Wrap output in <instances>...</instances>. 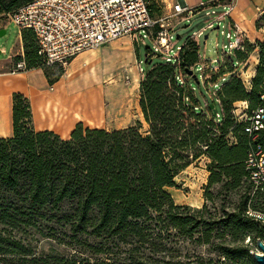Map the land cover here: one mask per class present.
<instances>
[{"label": "trees", "instance_id": "trees-1", "mask_svg": "<svg viewBox=\"0 0 264 264\" xmlns=\"http://www.w3.org/2000/svg\"><path fill=\"white\" fill-rule=\"evenodd\" d=\"M34 1L0 0V19ZM146 2L152 18L161 16L157 0ZM19 34L22 58L12 63L23 60L25 71L41 70L52 86L62 69L43 65L32 32ZM255 44L258 64L249 89L228 71L230 78L215 91L219 123L216 112L201 110L190 93L188 79L196 80L194 70L202 63L193 38L173 62L156 64L142 76L144 131L140 122L119 130L78 123L61 139L35 131L29 99L13 93L12 135L0 138V264H255L251 252L264 237V225L246 212L264 210V195L252 193L245 169L252 143L244 133L247 123L233 110L236 102L247 103L245 115L264 108V44ZM234 53L232 65L247 59L245 51ZM219 68L212 70L216 76L226 72ZM258 142L264 143V133ZM201 157L208 160L203 205H176L166 189ZM236 192L238 201L226 206L224 199ZM35 237L66 239L76 254H38ZM187 243L207 247L218 259L182 256L176 248Z\"/></svg>", "mask_w": 264, "mask_h": 264}, {"label": "rangeland", "instance_id": "rangeland-1", "mask_svg": "<svg viewBox=\"0 0 264 264\" xmlns=\"http://www.w3.org/2000/svg\"><path fill=\"white\" fill-rule=\"evenodd\" d=\"M157 2L161 6L159 0ZM221 13H223L222 9L214 11L215 15ZM214 16H206L204 13H200L195 18L176 25L170 37L172 48L169 56L172 57L174 53H178L184 42L188 38H191L200 28L206 27L207 23L212 21ZM0 20L6 23L5 34L0 38V48L2 47L5 50L4 54L0 53V61H2L11 50H15L18 44L19 30L7 19ZM216 26L217 24H214L212 28L206 29L200 36H196L201 60L212 61L214 59H221V52L227 50L228 41L232 39L226 37L227 29H225L224 22H221L217 29ZM141 38L142 40L139 39L136 42L126 37L106 45L105 47H108L109 51L105 55V61L102 63L100 70L84 71L74 76L69 72L70 63L64 68L60 67L63 71L62 76L52 86L48 85L46 87L47 94H49L48 100L56 101V97L53 95L56 94L55 89L59 87L61 90L60 94H62L61 99L66 101L68 108L63 113L66 114L68 119L78 117L79 121L76 124L81 123L84 127L91 129L119 130L133 126L136 122H140L142 124V130H146L147 127L142 120L138 107L139 83L147 70L156 64L165 62L166 57L162 54L153 53L154 45L150 37L143 33L141 34ZM244 44L246 46L249 45L245 41ZM250 45L253 51L257 49V53L253 54V51L247 53L246 47V60H239L232 65L229 58H234L235 51L229 57L227 56L223 59L222 65L226 69L223 75L216 76L211 69H205L202 71V74L199 70L200 65L195 68L194 75L196 76V80L189 78L188 82L192 89L190 93L194 94L201 110L208 111L210 109L213 112H220L219 104L215 100V91L230 78L228 71H231L232 76L244 80L248 79L250 84L255 74L253 70L256 69L258 64L259 54L257 45ZM146 47L149 48L151 54L147 52ZM88 51L93 52L96 50ZM147 57L151 58L150 63H147ZM113 58L115 67L112 68ZM13 68L14 64L11 62L7 71L13 74ZM56 68L49 69V71H56ZM126 69L131 70L136 76L138 81L137 85L130 83L131 80L127 79V77L132 78L133 74L131 72L128 73ZM23 72L25 71L15 74ZM54 103L49 102L47 104V112L48 110L52 112L53 118H55L57 110H60L57 104L55 106ZM246 106V102H236L233 104L234 114L238 115V120L244 118ZM229 140L232 139L230 138ZM207 164L208 160L206 158H199L177 175L174 179V188L166 189L176 205H187L193 209L201 208L204 203L203 187L206 184L208 176L206 171ZM240 192H236L228 198H225L226 206H229V203L231 205L236 203L239 199L238 194ZM253 203H248V206L250 205L252 207ZM33 239L32 245L36 247L38 254L59 253L66 256L76 254V248L67 245L68 240L66 239L63 240V243H59L51 238L43 239L35 237ZM176 249L183 250L182 256L185 253L191 255L192 260H195L197 257L212 259L213 261L218 259L217 254L210 252L207 247L198 246L196 243H187L181 249ZM80 255L81 257L90 258L88 254ZM174 261H178V258ZM181 261L183 260L181 259Z\"/></svg>", "mask_w": 264, "mask_h": 264}, {"label": "built area", "instance_id": "built-area-1", "mask_svg": "<svg viewBox=\"0 0 264 264\" xmlns=\"http://www.w3.org/2000/svg\"><path fill=\"white\" fill-rule=\"evenodd\" d=\"M228 1L231 9L232 3L236 0ZM204 6L206 5L201 4L199 7ZM194 12V9L187 6L175 4L170 13L152 18L146 0H36L8 15L7 20L19 32L24 30L32 32L38 55L45 67L64 68L82 52L96 50L126 37L137 42L139 39L142 40L143 33L150 37L154 45L153 53L164 55L166 62H173L174 57L169 56L173 28L181 22L190 20ZM227 14L228 11L223 15H215L213 11L205 13L206 16H215L196 36L212 28ZM226 37L232 39L228 41L227 50L221 52V59L202 60L200 72L205 69L217 72L225 57H229L233 51H245L244 40L239 33L229 30ZM19 56L22 58V53ZM22 71H25L23 60L15 63L12 73ZM242 82L245 88L249 87L248 79H242ZM214 118L219 123L220 113L216 112ZM243 120L247 123L244 133L252 143L247 153L245 169L252 193L264 195V143L258 142L259 134L264 133V108H258L245 115ZM246 215L264 225V210L254 211L249 208ZM260 241L264 244V237ZM254 252L260 253L256 248L251 254Z\"/></svg>", "mask_w": 264, "mask_h": 264}, {"label": "crops", "instance_id": "crops-1", "mask_svg": "<svg viewBox=\"0 0 264 264\" xmlns=\"http://www.w3.org/2000/svg\"><path fill=\"white\" fill-rule=\"evenodd\" d=\"M159 2L161 3V6L159 5L161 15L170 13L173 5L180 4L194 9V16L191 19L200 13L205 14L218 9H222L223 13L228 11V14L217 23V26L224 22L227 31H236L248 44L257 42L264 44V0H236L232 3L231 9H229L228 0H159ZM201 4L206 6L199 7ZM223 13L220 15H223ZM202 28L191 37L197 44L196 35ZM0 31H4V34L6 31V23H3L2 20H0ZM105 46L93 52H82L77 55L69 62V72L76 76L80 72L100 70L102 63L105 61V55L109 51L108 47ZM256 51L257 49H254L253 54L257 53ZM0 53H5L2 47L0 48ZM21 53L22 43L19 34L15 50H11L6 58L0 61V138H8L12 135V94L20 92L30 100L35 131L48 130L54 132L61 139H68L79 120L78 117L68 119L66 114L63 113L68 108L66 101L61 99L62 94H60L61 90L59 87L55 89L56 94L53 95L56 97V101H51L48 100L49 94L46 91L48 84L41 70L25 71L19 74H11L7 71L11 65L12 58L19 56ZM176 56L177 53L173 55L174 58ZM112 60L113 68L115 67L114 58ZM126 70L128 73L131 72L133 74L131 70ZM127 79L131 80L130 83L134 85L138 83L134 74L132 78L127 77ZM49 102H55L54 105L57 104L60 109L57 110L55 118L52 117V112L49 110L47 112V104Z\"/></svg>", "mask_w": 264, "mask_h": 264}, {"label": "water", "instance_id": "water-1", "mask_svg": "<svg viewBox=\"0 0 264 264\" xmlns=\"http://www.w3.org/2000/svg\"><path fill=\"white\" fill-rule=\"evenodd\" d=\"M4 35V31H0V38ZM148 48V47H146ZM150 63V62H149ZM189 75H191V73H189ZM256 249L260 252V253H252V260L254 261L255 264H264V244H262V242L260 240L257 241L256 243ZM262 254V255H260Z\"/></svg>", "mask_w": 264, "mask_h": 264}]
</instances>
